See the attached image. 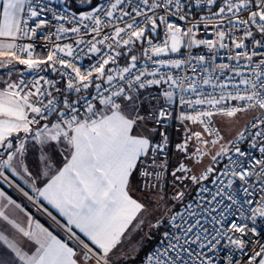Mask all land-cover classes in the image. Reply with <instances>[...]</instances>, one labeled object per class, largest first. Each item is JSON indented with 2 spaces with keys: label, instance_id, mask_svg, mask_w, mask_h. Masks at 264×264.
Segmentation results:
<instances>
[{
  "label": "snow or ice",
  "instance_id": "6c2138e0",
  "mask_svg": "<svg viewBox=\"0 0 264 264\" xmlns=\"http://www.w3.org/2000/svg\"><path fill=\"white\" fill-rule=\"evenodd\" d=\"M258 221L264 0H0V264H264Z\"/></svg>",
  "mask_w": 264,
  "mask_h": 264
},
{
  "label": "crops",
  "instance_id": "0c3cea01",
  "mask_svg": "<svg viewBox=\"0 0 264 264\" xmlns=\"http://www.w3.org/2000/svg\"><path fill=\"white\" fill-rule=\"evenodd\" d=\"M5 191L8 192V190L6 189V187H5ZM8 194L11 195L9 192H8ZM11 196H12V195H11ZM12 197H13V196H12ZM13 198H14V197H13ZM14 199H16V198H14ZM37 219H39V218L37 217ZM39 220H40V219H39ZM40 222L43 223V224H45L42 220H40ZM45 226H48V225L45 224ZM140 236H141V235H139V233L133 234L132 237H131V240H129V241L126 242V248H130V246L135 245V241H136L138 238H140ZM137 241H138V240H137ZM148 243H150V242H147V244L144 243V245H143V247H141L140 251H139L138 253L135 254V259H134V260H130L132 263H133L134 261L138 260L139 257H141L142 252H144V250H145L144 248H146V246L148 245ZM153 243H154V241L149 245L147 251L149 250V248L151 247V245H152ZM147 251H146V253H147ZM140 253H141V254H140ZM139 254H140V256H139ZM138 256H139V257H138Z\"/></svg>",
  "mask_w": 264,
  "mask_h": 264
},
{
  "label": "built area",
  "instance_id": "2783aa9c",
  "mask_svg": "<svg viewBox=\"0 0 264 264\" xmlns=\"http://www.w3.org/2000/svg\"><path fill=\"white\" fill-rule=\"evenodd\" d=\"M39 50V49H38ZM179 124L175 121H171L169 122V127H168V132L170 134V137L174 140V133L176 132V129L179 128ZM257 228H258V231L260 232H264V222H261V221H258V224H257ZM155 242V241H154ZM153 244L151 245V247L149 248V250L152 248ZM148 250V251H149ZM147 251V252H148ZM228 253H227V250H223L221 251L220 255L221 256H226ZM143 263V262H142Z\"/></svg>",
  "mask_w": 264,
  "mask_h": 264
},
{
  "label": "rangeland",
  "instance_id": "374dc122",
  "mask_svg": "<svg viewBox=\"0 0 264 264\" xmlns=\"http://www.w3.org/2000/svg\"><path fill=\"white\" fill-rule=\"evenodd\" d=\"M77 4H79V0H77ZM178 136H179V133L176 131V132L174 133V140H173L174 142H175V140L177 139ZM139 235H142V234L139 233ZM137 240L139 241L140 238H138ZM137 240L135 241V244L137 243ZM153 241H154V240H153ZM153 241H146L145 244H147V242H150V243H148V245L146 246V248H144L145 250H144V252H142L141 257H139L140 254H141V253H140L139 256H138V257H139L138 260L134 261L133 263H132L131 261H129L128 264H143L142 262H143V258H144V256H145V254H146V251H147L149 245H150Z\"/></svg>",
  "mask_w": 264,
  "mask_h": 264
},
{
  "label": "trees",
  "instance_id": "16d2710c",
  "mask_svg": "<svg viewBox=\"0 0 264 264\" xmlns=\"http://www.w3.org/2000/svg\"><path fill=\"white\" fill-rule=\"evenodd\" d=\"M7 190H8V192L14 197V198H17V194L13 191V190H11V189H8V188H6ZM40 220H42L46 225H48V221H47V219L45 218V217H43V216H37Z\"/></svg>",
  "mask_w": 264,
  "mask_h": 264
}]
</instances>
